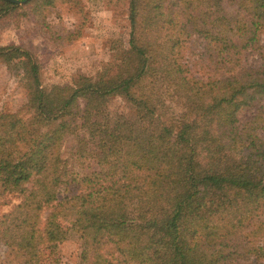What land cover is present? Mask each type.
Masks as SVG:
<instances>
[{"label": "trees", "instance_id": "16d2710c", "mask_svg": "<svg viewBox=\"0 0 264 264\" xmlns=\"http://www.w3.org/2000/svg\"><path fill=\"white\" fill-rule=\"evenodd\" d=\"M1 2V10L16 5ZM129 19V48L114 77L106 69L95 81L47 89L29 53L9 51L29 65L33 116L0 111V192L22 197L0 216V241L15 264H40L42 245L65 241L64 219L86 237L90 264L264 259L256 241L264 138L239 125L240 112L264 98V66L247 62L264 29V0H130ZM195 37L214 78L190 73L185 50ZM114 95L137 106L134 120L105 110ZM70 133L73 163L63 154ZM83 158L94 163L79 171Z\"/></svg>", "mask_w": 264, "mask_h": 264}, {"label": "rangeland", "instance_id": "374dc122", "mask_svg": "<svg viewBox=\"0 0 264 264\" xmlns=\"http://www.w3.org/2000/svg\"><path fill=\"white\" fill-rule=\"evenodd\" d=\"M7 1L16 5L1 10L0 0V48H4L0 51V111L19 114L24 120L33 116L26 108L29 95L25 77L30 71L29 65L17 53L9 58V51L15 47L29 53L31 61L37 63L40 82L47 89L54 85H74L80 77L95 81L106 69L108 77L118 73V59L129 48L130 0ZM50 1L52 3L48 4ZM226 8L233 11L232 4L226 3ZM247 53L248 64L264 66V29ZM185 54L190 73L195 77L206 80L218 75L217 69L203 62V39L193 38ZM84 105L80 99V108ZM104 106L107 112L121 114L131 120L137 115V106L121 95L108 97ZM164 118L167 119L166 116ZM144 125L151 127L154 123L148 120ZM239 125L241 128L256 127L264 138V98H259L240 112ZM79 134H84V131H79ZM63 150L64 156L73 163L74 154L78 151L75 133L68 135ZM93 163L89 158L76 160V168L82 171ZM21 200L19 195L0 192V216ZM47 214L48 210L43 213V218ZM60 222L67 231V237L60 243L42 245L40 264H90L86 257L88 243L84 234L64 219ZM254 225H260V220H256ZM258 240L264 242V230L256 237L257 243ZM16 260L9 245L1 240L0 264H15ZM239 260L240 264H264V259Z\"/></svg>", "mask_w": 264, "mask_h": 264}, {"label": "water", "instance_id": "95a60500", "mask_svg": "<svg viewBox=\"0 0 264 264\" xmlns=\"http://www.w3.org/2000/svg\"><path fill=\"white\" fill-rule=\"evenodd\" d=\"M10 1L15 2V3H22V2H24L25 0H10Z\"/></svg>", "mask_w": 264, "mask_h": 264}]
</instances>
